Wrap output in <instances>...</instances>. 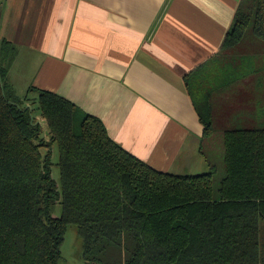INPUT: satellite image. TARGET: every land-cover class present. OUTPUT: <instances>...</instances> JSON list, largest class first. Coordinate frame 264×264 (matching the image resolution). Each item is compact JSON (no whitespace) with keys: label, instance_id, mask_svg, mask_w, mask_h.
Masks as SVG:
<instances>
[{"label":"trees","instance_id":"trees-1","mask_svg":"<svg viewBox=\"0 0 264 264\" xmlns=\"http://www.w3.org/2000/svg\"><path fill=\"white\" fill-rule=\"evenodd\" d=\"M248 35L264 41V0L238 11L224 47ZM16 51L0 44V264H59L71 224L83 239L85 264H264V128L223 134L226 174L217 188V168L158 171L116 143L99 118L32 88L48 142L33 106L25 105L29 98L7 82ZM204 72L186 83L211 138L212 96L237 78L220 84ZM52 143L60 149L61 191ZM60 200L64 213L55 217Z\"/></svg>","mask_w":264,"mask_h":264},{"label":"crops","instance_id":"crops-1","mask_svg":"<svg viewBox=\"0 0 264 264\" xmlns=\"http://www.w3.org/2000/svg\"><path fill=\"white\" fill-rule=\"evenodd\" d=\"M248 2L0 0V44L17 48L7 82L22 99L38 98L32 88L67 99L158 171L208 173L226 131L264 128V41L224 47ZM199 68L220 84L237 78L212 96L211 138L186 83Z\"/></svg>","mask_w":264,"mask_h":264},{"label":"rangeland","instance_id":"rangeland-1","mask_svg":"<svg viewBox=\"0 0 264 264\" xmlns=\"http://www.w3.org/2000/svg\"><path fill=\"white\" fill-rule=\"evenodd\" d=\"M250 33H252L251 29L249 30ZM25 83V82H24ZM24 84L22 86L20 85L18 87L19 94L22 96H25L26 94H22L24 89ZM25 93V92H24ZM34 94H30L29 99H32L30 101L25 102L27 106H33L34 108V115L36 118H38V121L42 125L43 130V137L49 142L50 141V133H49V125L46 121H43L41 118V112L39 110V105L36 102ZM29 102V103H28ZM35 103V104H34ZM218 143H223V141H219ZM50 149L52 151V163H53V177L57 182L59 191L62 190V173L61 168L59 166L60 162V149L59 145L57 143H52L50 146ZM47 152V151H46ZM218 154L222 152H217ZM222 156V155H221ZM225 154L223 153L222 157H217L219 166L217 167V175L215 177V184L216 188L219 186L220 181L226 174V163H225ZM223 159V161H222ZM52 213L55 217H61L64 213V206L60 201H58L56 204L52 206ZM62 257L59 264H85L84 256H83V239L79 233V228L76 224L69 225L66 234H65V241L61 248Z\"/></svg>","mask_w":264,"mask_h":264}]
</instances>
